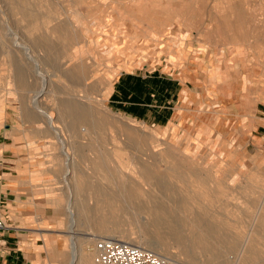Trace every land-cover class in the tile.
<instances>
[{"label":"rangeland","instance_id":"rangeland-1","mask_svg":"<svg viewBox=\"0 0 264 264\" xmlns=\"http://www.w3.org/2000/svg\"><path fill=\"white\" fill-rule=\"evenodd\" d=\"M42 1L46 3L48 0ZM50 2L56 7L61 3L65 11H72V19L88 28L85 32L88 40L86 44H82L78 35L67 37L55 34L51 40L57 52L47 53L43 48H39L36 55L40 53L41 56L40 69L49 77L48 87L53 91L45 92L39 97L38 105L46 111L45 114H40L45 116L48 125L49 115L52 119H56L60 99L57 97L61 95L62 90L68 91L69 85L64 77L68 69L73 67L83 73H87L90 69L92 71V77L88 81L90 98L82 94L80 87L82 80L79 84L75 82L74 95L76 99H85L86 102L83 104L89 105L92 113H105L107 130L105 144L107 150L102 149L101 154L98 153L99 158L102 157V162L98 161L95 153V151L99 152L98 149L73 151L76 160L74 169L77 172L75 178H66L64 175L68 168L65 156L60 161L50 162V168L54 169L56 178H60L57 182L58 189L55 190L58 192L57 195L55 194L56 205H65L67 208L63 215L65 220L63 231H68L70 225L68 211L73 203V210L80 212L76 213V228L81 233L91 232L98 235L96 241L104 235L97 230L99 225L94 223V220H99L101 216L123 220V224L119 225L120 230L132 234L133 237L141 235L137 225H131L130 214L120 213L117 202L107 206L102 200L101 191L104 189L116 194L119 179L117 171L121 162L129 164V167H134L132 163L136 164L138 171L140 165L146 164L164 174H168L169 169L179 163L182 164L179 170L181 174H168L164 178L179 191H193L204 195L195 206L201 205L207 208L212 216H222L231 223L230 233L235 238H245L254 231L251 232L254 238L252 246L258 256L264 259V227L261 226L260 221L257 222L259 217H264V154L255 146L256 143L252 142L253 139L249 142L246 140L241 147L236 141L237 137L228 142L226 136L218 139L215 130L210 131L205 126L201 128L194 126V123L199 121V117L205 118L209 124L215 122L219 116L216 111L220 109L218 106L214 109L216 101L211 103L206 99L202 102L200 106L202 112L199 108L192 111L186 105L179 106L178 121L170 127L159 128L126 118L112 111L105 101L97 98L100 87L104 86L105 78L110 81V73L117 72V68L122 66L133 69H143L147 66L150 70L157 68L180 78L187 72L191 74L189 77L191 79L193 73L197 76L198 69H201L200 78H204L205 73L207 79L215 77L221 79L215 67L211 66L213 60L221 73L230 72L235 81L242 82L243 78L249 76V87L254 88L260 84L261 79H264V0H89V3L88 0H50ZM2 3L3 0H0V76L2 77L0 130L4 127V116H7L6 118L10 114L21 116L22 102L19 101L21 92L18 95L11 89L15 88L11 82L14 80L16 68L21 69L32 85L34 84L32 91L37 87L39 89L42 83L40 77L34 76L36 65L28 59L25 50L21 49V51L13 46L16 41L29 45L31 39L22 31L25 22L21 21L20 15H11L5 3L3 5ZM46 10L44 8V11ZM39 11L43 12L41 8ZM6 22H9V27ZM9 28L16 34V40L8 35ZM82 65L84 68L81 69ZM84 86L87 90L88 84ZM221 88L219 86L216 89L221 91ZM101 96L105 99L104 94L98 95ZM27 108L28 111L35 109L41 112L40 108H33L31 102ZM182 108L187 109L183 114ZM115 139L121 143L115 142L120 145L119 148L113 142ZM80 140L86 142L87 137L85 140ZM191 142L195 146L190 145ZM227 146L231 149H226ZM118 149L119 151H116ZM63 152L62 150V155ZM106 153L109 155L107 156ZM116 153L121 154L118 156L119 154ZM148 153L151 155L149 156ZM110 154L114 157H110ZM123 154L129 157L126 155L128 158L125 159L126 156ZM120 157L127 163H124ZM132 157L136 158L137 162L133 161ZM117 159L121 162L119 163ZM102 163L111 169L113 165L112 176ZM115 168L118 170L116 171ZM191 170L200 172L202 178L192 176L189 173ZM182 176L184 178H181ZM104 179H108L110 185L108 182H103ZM90 211L96 214L89 213ZM143 217L141 215V218ZM66 238L72 246L69 237ZM96 241L84 245V250L91 259L90 264H93V249ZM175 251L170 248L169 255L185 262V257L177 255ZM234 256H238L237 253ZM234 263L239 264L238 261Z\"/></svg>","mask_w":264,"mask_h":264},{"label":"crops","instance_id":"crops-1","mask_svg":"<svg viewBox=\"0 0 264 264\" xmlns=\"http://www.w3.org/2000/svg\"><path fill=\"white\" fill-rule=\"evenodd\" d=\"M211 66L215 67L221 79H207L203 71L204 78H200L201 69H198L197 76L193 73L191 79L187 72L180 78L157 68L122 66L117 68V72L110 73V81L105 78L98 95H105V104L112 111L159 128L170 127L178 121L179 106L186 105L196 111L206 99L211 103L216 101L214 109H220L216 111L219 116L215 122L209 124L205 118L199 117L194 126L215 130L218 139L226 136L228 142L237 137L241 147L246 140L253 139L252 142L264 154V79L252 88L249 87V76L242 82L235 81L230 72L221 73L214 60ZM73 70V67L68 69L64 75L69 86L68 91H61L64 97L59 99V103L75 99V81L71 78ZM83 77L82 94L90 96V86L86 90ZM219 86L221 91L216 89ZM98 95V100H102ZM68 96L72 98L68 100ZM76 100L81 101L80 104L86 102L85 99ZM83 105L87 110L75 117L57 111L55 117L63 137L60 139L48 127L45 116L35 109L25 115L21 105V116L10 114L8 118L3 117L4 127L0 130V220L4 228H0V264H70V242L61 233L65 228L63 215L67 208L56 205L55 194L58 192L55 190L60 178H56L50 162L62 159L63 142L72 150L105 149V113H92L89 105ZM182 110L183 114L187 109ZM67 121L71 122L66 124ZM65 124L68 128L63 127ZM81 127L86 128V134L80 131ZM86 137V142L80 140ZM190 145L195 146L193 142ZM226 149L231 148L227 146Z\"/></svg>","mask_w":264,"mask_h":264},{"label":"bare ground","instance_id":"bare-ground-1","mask_svg":"<svg viewBox=\"0 0 264 264\" xmlns=\"http://www.w3.org/2000/svg\"><path fill=\"white\" fill-rule=\"evenodd\" d=\"M3 2L7 6V9L11 15H17V16L20 15L21 21L25 22V24L23 25L22 31L25 34H27L26 37H29V39H31L28 42L29 45H23L21 43H18V41H16L15 43H13V46L15 48H19L20 50L21 49L23 51L25 50L26 56L28 57V59L33 61V64L36 65L35 66L36 68H34L36 75H34V76L40 77L41 82H42L41 87L39 89L37 87L32 91V86L34 84L32 85V83L28 80L26 74H24V72L21 69L16 68L14 80H13V82H11L15 86V88H11V89L14 91V93H16L18 95L21 92V98L22 99L20 98L19 101L20 100L22 101V109H23V112L25 115L30 114V111H28L29 109L27 108L29 102H31V106H33V108H36V109L40 108L41 112H39V111H37V112L45 114L46 111H44L43 108L38 105V100H39V97L41 95H43V93H45V92L49 93L52 91V89L51 88L49 89V87H48L49 77L46 74H44L40 69V66H41L40 61H39V58L41 57L39 55L40 53L38 54V56L36 55V53L39 52L38 51L39 48H43L44 51L47 53H50L52 51H56L54 43L51 40V38L55 34H57V35L60 34V35H64L67 37H70L71 35H74V36L78 35V37L81 38L80 39L81 43L86 44L88 38L86 37L85 32L88 31V28H86L82 24L76 23L74 21V18L72 19V15H71L72 11H69V12L65 11V9L61 5V3L60 4L58 3V7H56V5H54L53 2H50V0H48L46 3H44L42 0H3ZM4 3H2V5ZM55 3L57 4V2H55ZM88 3H89V0H88ZM38 8L39 9L41 8L43 10V12L41 13ZM44 8L47 10L44 11ZM6 25H8V27H9V22H6ZM8 32H9L8 35L10 36V38L16 40L17 36L14 33V31L11 30V28H9ZM24 37L25 36H23V38ZM23 41L24 40H22V42ZM11 45H12V43H11ZM96 45H98V44H96ZM110 48L112 49V46ZM56 55H57V53H56ZM55 57H57V56H55ZM45 60H47V59H45ZM48 63H50V62H48ZM80 68L81 69L84 68V65H82ZM91 73H92V71L90 69L87 71V73H83L82 71L78 72L77 69L75 68L71 72V78L76 82V84L77 83L79 84V81L82 80L81 76L82 77L84 76L83 77L85 79L84 82H85V84H88V80L92 77ZM33 74H34V72H33ZM68 77H69V75H68ZM1 79H2V77L0 76V81H1ZM89 86L90 85L88 84V87ZM22 93H24V94H22ZM60 96H58L57 98L64 97V96H61V97ZM101 97H103V96H101ZM65 98H67V97H65ZM69 98H72V97L68 96V100H69ZM87 98H90V97L88 96ZM102 101H105V99L102 98ZM80 103H81V101H80ZM80 103H79V101L77 102L76 97H75L74 101H72V99L69 101L61 100V103H59L60 104L59 114L62 113V115L65 114V115H68L69 117L74 115L73 117H75L77 114L85 112L87 110L86 105L84 106L83 104H80ZM26 104H27V106H26ZM55 104H57V103H55ZM57 108H58V106H57ZM57 111H58V109H57ZM73 117H71V118H73ZM71 118H70V120H71ZM48 121H49L48 127L51 128L53 131H55V133L58 135V138L61 137V135H62V133H60L61 127L57 124L56 119L55 120L52 119L49 115ZM71 121H67L66 124H68V122H71ZM66 124L63 127H67L68 125H66ZM80 124H82V122ZM96 125H97V123H96ZM73 126H74V124H73ZM87 129H89V128H87ZM97 129H98V127H97ZM80 131H84L85 134L87 132L85 127H81ZM67 132L69 133V129L67 130ZM94 134H95V132H94ZM69 136H71L70 133H69ZM74 136H75V134H74ZM86 136L89 137L88 134ZM91 137H93V136H91ZM115 137L118 138L117 136H115ZM144 137L146 138V136H144ZM147 137H149V136H147ZM61 138H63V137H61ZM73 138H72V140H73ZM59 139H58V141H59ZM116 140H118V139H115L114 141L113 140L112 141L114 143L115 142L119 143V140H118V142ZM116 143H115V145H117ZM119 144H121V143H119ZM61 145H62V150L64 151L63 156H65L66 161H67V166H68L66 171L64 170L65 171L64 175L66 178H75L77 175L76 169H74L75 168L74 165H75V161H76L75 160V152H73L74 150H72L69 146H67L66 143L63 142V143H61ZM118 145H117V147H118ZM119 147H120V145H119ZM97 148H99V147H97ZM137 148L139 149V147H137ZM111 149H113V148H111ZM101 150H102V147H101ZM101 150H99V152L95 151V153H97L96 156L99 159L98 161L102 160L101 159L102 157L99 158V156H98V153L101 154L100 153ZM104 150L106 151L107 149H104ZM80 151H82V150H80ZM114 151L115 150H113V153H114ZM116 151H119V149ZM116 154H119L118 156H120L121 153H116ZM140 154H142V153H140ZM103 155L105 156V158H107L106 155L108 156L109 153L108 154L106 153V155L105 154H103ZM123 155L126 156L127 154H123ZM150 155L151 154H149V156ZM127 156L124 158L126 159L129 157V156L128 157ZM110 157H114V156H111V154H110ZM124 158H121V159H123V162L125 160ZM85 159H87V158H85ZM94 160L96 162V159H94ZM115 160H116V158H115ZM132 160L135 161L136 158L133 159V157H132ZM98 161H97V164H98ZM107 161H106V164H107ZM110 161H113V160H110ZM117 161H118V159H117ZM127 161H128V159H127ZM154 161H155V159H154ZM64 162H65V160H64ZM120 162H121V160H120ZM135 162H137V161H135ZM114 163L116 164V162H114ZM124 163H127V162H124ZM148 163H150V162L148 161ZM84 164H86V162ZM106 164H103V165L106 166L107 172L109 173V175L112 176L113 175V170H112L113 165H112V169H111ZM128 165L129 164H122V162H121L120 166L118 164L119 168L117 166V168L119 170L117 168H115V170L116 169L118 170V171L116 170L117 174L119 172V175H117V176H119V179H118V188H117L118 190H117L116 194H111L108 190L103 189L101 191V196H102V200L105 202V204L107 206H111L113 202H117V206L119 208L120 213L126 214V215L130 214L131 225L132 224L137 225V227L139 228V230L142 234L139 236L133 237L132 234L125 233V231H122L119 229V227H120L119 225L123 224V222H124L123 220L109 219L106 216H101L100 218H98L99 220H94V223L99 225L97 227V230L100 233L104 234L103 236H100L99 239H101V238H112V239L122 240V241L130 243L132 245L148 249V250L154 252L155 254L160 255V256L170 260L171 262H173L175 264H233L234 262H237V261L239 264H264V259H262L261 257L258 256L256 250L252 246V243H254V238H252L253 234H251V232H254V231H251L249 235L245 236V238H242V237L235 238L230 233V231L232 229L231 223L226 221L222 216H212L210 211L207 208L202 207L201 205L195 206V203L197 204V201H199L201 199V197H203L204 195H201V194L199 195V193H196L193 191H179L175 186H173L171 183H169L164 178L165 175H168V174H170V175L181 174V173H179V170L181 169L180 167L182 166V164L178 163V164H176V166L174 168H170L168 174H166V173L164 174L161 171L155 170L146 164H142V165H140V167L138 166L139 171L136 170L137 169L136 164L135 165H133V163L131 164L135 168L129 167ZM97 167L99 168L98 165H97ZM91 170H93V169H91ZM101 171L102 170H100V172ZM97 172H99V171H97ZM92 173H93V171H92ZM189 173H191V175L196 177V178H202V177H200V172H198L196 170H194V171L191 170ZM105 175H106V173H105ZM102 177L105 178V176H102ZM128 178H132V179L130 180ZM181 178H184V177L182 176ZM104 180H106V181H104ZM104 180H103V182H106V183L108 182V179H104ZM65 181H66V179H65ZM113 182H114V180H113ZM67 185L69 186V184H67ZM108 185H110L109 182H108ZM66 189H67V187H66ZM142 190H145V191H142ZM89 206H91V205H88V207ZM69 208H71L68 211L69 212L70 225L68 226L67 232L66 231L61 232L63 234H66L72 243V246H70V249H71V256L70 257L71 258H70L69 263L70 264H90L91 259L88 256V254H86V252L84 250V245L91 243L92 241H96V239L99 236L94 235L91 232H87V233L79 232V230L76 228L75 222H76V213L79 214L80 212H78V210H77V212H75V210H73L74 209L73 203L70 205ZM89 213L96 214V213L91 212V211ZM113 213L114 212H112V214ZM84 214H85V212H84ZM141 215H142V217H143V215L145 217L141 218ZM258 221H260L261 226L264 227V217L263 218L259 217L257 222ZM253 228H255V227H253ZM39 232H41V231H39ZM56 232H58V231H56ZM132 233H134V231ZM170 248L175 249L176 250L175 253L177 255L179 254V255L184 256L185 262L184 261L181 262L179 259H174V256H170L169 252H168V250L170 251ZM234 253L235 254L237 253L238 256L235 257ZM244 254H246V255H244ZM232 257H235V258H232ZM233 259H235L236 261H234Z\"/></svg>","mask_w":264,"mask_h":264},{"label":"built area","instance_id":"built-area-1","mask_svg":"<svg viewBox=\"0 0 264 264\" xmlns=\"http://www.w3.org/2000/svg\"><path fill=\"white\" fill-rule=\"evenodd\" d=\"M0 228H4L2 220ZM93 251V264H174L148 249L112 238L98 239Z\"/></svg>","mask_w":264,"mask_h":264}]
</instances>
